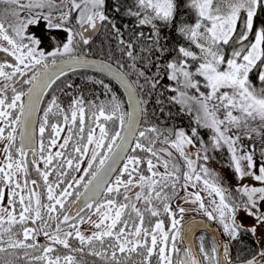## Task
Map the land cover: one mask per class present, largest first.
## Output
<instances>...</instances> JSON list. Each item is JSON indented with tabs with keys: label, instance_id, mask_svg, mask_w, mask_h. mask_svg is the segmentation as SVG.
<instances>
[{
	"label": "snow or ice",
	"instance_id": "snow-or-ice-1",
	"mask_svg": "<svg viewBox=\"0 0 264 264\" xmlns=\"http://www.w3.org/2000/svg\"><path fill=\"white\" fill-rule=\"evenodd\" d=\"M0 264H264V0H0Z\"/></svg>",
	"mask_w": 264,
	"mask_h": 264
},
{
	"label": "water",
	"instance_id": "water-1",
	"mask_svg": "<svg viewBox=\"0 0 264 264\" xmlns=\"http://www.w3.org/2000/svg\"><path fill=\"white\" fill-rule=\"evenodd\" d=\"M196 219H200V218H196ZM197 230H198V231H202L203 229H202V228H198Z\"/></svg>",
	"mask_w": 264,
	"mask_h": 264
},
{
	"label": "rangeland",
	"instance_id": "rangeland-1",
	"mask_svg": "<svg viewBox=\"0 0 264 264\" xmlns=\"http://www.w3.org/2000/svg\"><path fill=\"white\" fill-rule=\"evenodd\" d=\"M206 203H207V201H206ZM188 218H189V217H188V216H186V217H185V220H186V219H188Z\"/></svg>",
	"mask_w": 264,
	"mask_h": 264
},
{
	"label": "trees",
	"instance_id": "trees-1",
	"mask_svg": "<svg viewBox=\"0 0 264 264\" xmlns=\"http://www.w3.org/2000/svg\"><path fill=\"white\" fill-rule=\"evenodd\" d=\"M230 174V173H229ZM247 242V241H246ZM234 248H235V246H234Z\"/></svg>",
	"mask_w": 264,
	"mask_h": 264
}]
</instances>
